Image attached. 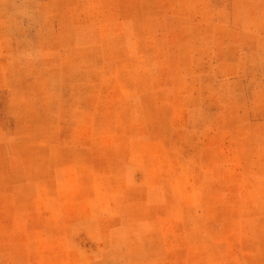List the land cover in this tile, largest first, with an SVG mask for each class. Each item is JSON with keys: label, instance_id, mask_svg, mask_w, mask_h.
I'll return each mask as SVG.
<instances>
[{"label": "rangeland", "instance_id": "374dc122", "mask_svg": "<svg viewBox=\"0 0 264 264\" xmlns=\"http://www.w3.org/2000/svg\"><path fill=\"white\" fill-rule=\"evenodd\" d=\"M0 264H264V0H0Z\"/></svg>", "mask_w": 264, "mask_h": 264}]
</instances>
